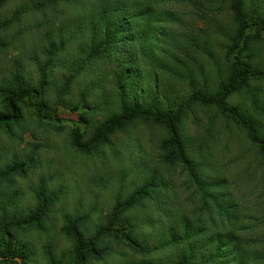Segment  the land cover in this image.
Returning a JSON list of instances; mask_svg holds the SVG:
<instances>
[{
  "label": "rangeland",
  "instance_id": "1",
  "mask_svg": "<svg viewBox=\"0 0 264 264\" xmlns=\"http://www.w3.org/2000/svg\"><path fill=\"white\" fill-rule=\"evenodd\" d=\"M139 1L153 9L118 18L92 14L96 0H0V111L4 92L31 95L16 103L19 120L0 125V264H71V221L90 235L147 183L150 194L115 226L122 240L108 236L110 253L86 264H168L184 246L195 264H264V161L216 105L181 114L191 173L165 161L163 123L136 118L108 141L89 143L125 101L158 114L193 89L215 92L237 56L231 0ZM245 6L249 21L264 17V0ZM124 18L122 43L108 45ZM247 33L264 42L262 29ZM263 51L253 52L258 66ZM249 85L225 102L264 135V78ZM121 220L134 221L132 238L149 253L130 247Z\"/></svg>",
  "mask_w": 264,
  "mask_h": 264
},
{
  "label": "trees",
  "instance_id": "2",
  "mask_svg": "<svg viewBox=\"0 0 264 264\" xmlns=\"http://www.w3.org/2000/svg\"><path fill=\"white\" fill-rule=\"evenodd\" d=\"M128 1L129 0H96V3L94 2L91 5L90 12L92 14H115L118 18H123L126 17L127 14H147L153 9L150 7V10H147V5L144 6L139 0ZM231 12L233 17L231 23L235 30V35L231 41V49L234 53H237V56L234 61L227 64L228 67H225V78L221 80L215 92L208 93L193 89L189 97H187V99L180 105L176 106L174 109L158 114H156L151 108H142L136 100H131L129 102L125 101L120 116L104 123L89 143L99 145L102 142L108 141L109 135L121 130L136 118H144L146 120H152L155 123H163L169 133V141L167 145L171 151L168 156H166L165 161L171 164L179 162L191 173V167L195 163L194 161H191L187 155L185 144L181 137L179 126L181 114L184 109L189 108L192 104H199L201 106L216 105L223 113L234 118L242 126L248 134L249 140L258 145L260 156L264 161V135L260 134L259 128L254 123L251 116L246 117V115L243 114V111L242 113H239L236 108L228 107L225 102L228 95L236 89L244 88L245 86L250 87V82H254L259 78H264V60L260 62L261 66H258L254 61L253 55L255 49L260 48L262 51L264 50V42L255 40V36L247 33V29L250 27H256L257 29H262L264 31V17L257 15L249 21L245 0H231ZM124 21L125 18L120 21L119 25L116 23L113 36L109 39H105L108 45L114 46L122 43L119 42V39L121 37L120 33L125 26ZM103 41L102 38V41H99V43H102ZM100 48L105 51L108 49V46L104 45L103 47L100 46ZM194 81L195 80L193 79L190 80L191 83ZM40 85L44 89L45 82L41 80ZM44 94L45 93L43 92V95ZM25 95L27 96V99L31 97L28 91L9 94L4 92L2 94L3 111H0V125H7L19 120L20 113L16 103ZM252 95L254 98H252ZM248 97L252 100L253 106L259 105L255 93L251 92V95ZM36 106L38 107V110H40V104L36 103ZM252 110H254L253 107ZM195 175V179H198L199 175ZM153 187V184L147 183L142 187L139 193L131 194L127 199L121 201V207H114L112 214L107 217L106 222L99 225V227L90 235H86L85 232L80 231L78 222L73 223L74 220L71 221L72 228L69 227L71 232L70 239L75 248L76 254L75 260L73 261L74 264H86L92 258L100 259L109 254L111 248L109 247L108 242H106L107 237L111 236L118 241L122 240L123 232L122 234L118 233L115 226L118 225L117 223L121 217L125 218L123 214L129 213L132 209L136 208L144 198H147ZM121 222L125 223L122 224V226L129 228V232H126V238L129 240L130 247L139 253H149V248L145 247L144 244L142 245V243L139 244L140 242L137 239L134 240L132 238V233L136 229L134 221L131 223L129 220H121ZM188 235L189 233L185 232L182 237L185 240H190ZM166 245L167 244L164 246ZM183 249L182 255L168 264H195L192 255H187L188 247L184 246ZM209 259H213V255L209 256L208 260ZM73 262L71 264H73ZM130 264L158 263L148 259H142Z\"/></svg>",
  "mask_w": 264,
  "mask_h": 264
},
{
  "label": "water",
  "instance_id": "3",
  "mask_svg": "<svg viewBox=\"0 0 264 264\" xmlns=\"http://www.w3.org/2000/svg\"><path fill=\"white\" fill-rule=\"evenodd\" d=\"M18 261L20 260L19 258H16Z\"/></svg>",
  "mask_w": 264,
  "mask_h": 264
}]
</instances>
